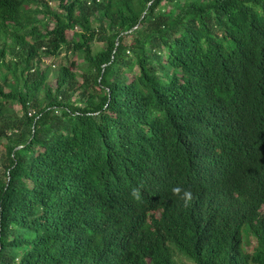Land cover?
I'll list each match as a JSON object with an SVG mask.
<instances>
[{
  "label": "trees",
  "instance_id": "trees-1",
  "mask_svg": "<svg viewBox=\"0 0 264 264\" xmlns=\"http://www.w3.org/2000/svg\"><path fill=\"white\" fill-rule=\"evenodd\" d=\"M187 263L264 264V0H0V264Z\"/></svg>",
  "mask_w": 264,
  "mask_h": 264
},
{
  "label": "clouds",
  "instance_id": "clouds-1",
  "mask_svg": "<svg viewBox=\"0 0 264 264\" xmlns=\"http://www.w3.org/2000/svg\"><path fill=\"white\" fill-rule=\"evenodd\" d=\"M172 193L182 199L186 205L189 204L194 198V195L190 188L175 186L172 189ZM130 196L133 200L139 201L141 199L140 187L133 188L130 192Z\"/></svg>",
  "mask_w": 264,
  "mask_h": 264
},
{
  "label": "rangeland",
  "instance_id": "rangeland-1",
  "mask_svg": "<svg viewBox=\"0 0 264 264\" xmlns=\"http://www.w3.org/2000/svg\"><path fill=\"white\" fill-rule=\"evenodd\" d=\"M58 64H59V59H49V58L48 59H44V66L51 67L52 69L53 68L56 69V67L58 66ZM253 245L254 244L251 243L250 246H248V247L245 246V249L248 251V250H250L253 247Z\"/></svg>",
  "mask_w": 264,
  "mask_h": 264
}]
</instances>
